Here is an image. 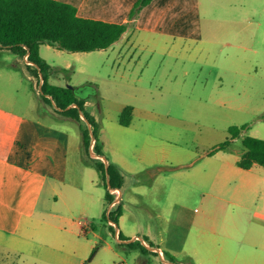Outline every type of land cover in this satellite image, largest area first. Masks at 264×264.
Here are the masks:
<instances>
[{
	"label": "rangeland",
	"instance_id": "374dc122",
	"mask_svg": "<svg viewBox=\"0 0 264 264\" xmlns=\"http://www.w3.org/2000/svg\"><path fill=\"white\" fill-rule=\"evenodd\" d=\"M193 3L198 4L195 11ZM187 4L189 25L196 21L190 29L200 27L195 41L171 43L173 38L141 32L127 53L121 41L92 51L40 45V55L49 64V82L71 86L78 99L90 100V106L85 102L84 111L92 113L99 125L108 162L114 163L111 159L118 157L124 162L127 182L130 176L149 179L145 169L156 165L152 163L162 146L169 149L166 165L177 167L198 157L196 167L216 173L208 162L216 168L240 157L242 137L264 139V0H187ZM35 68L26 56L0 50V106L61 125L81 147L75 158L86 166L79 125L89 129L87 122L81 115L79 122L65 118L52 100L43 99L42 78ZM127 105L133 112L126 126L120 118ZM231 126L241 131L234 140ZM227 139L231 140L230 150L221 149ZM90 150L94 151V142ZM88 166L79 163L74 167L76 181L89 193L86 197L101 199L96 209L75 205L69 211L63 207L69 236L59 252L67 264H88L93 247L106 242L120 255L126 254L108 234L110 223L102 218L107 215V190L95 167ZM234 186V182L226 185L221 197L230 199ZM130 196L126 187L125 203ZM259 197V193L251 195L249 203L262 205ZM225 200H209L208 205L211 203L215 212L245 211ZM195 207L200 209L197 204ZM202 210H207L206 200ZM80 219L89 222V227L80 224ZM234 219L239 226L244 222L242 214ZM142 220L146 223L148 219L144 215ZM132 221L129 217L126 224ZM127 260L135 264L132 256ZM96 264L123 263L110 249H102Z\"/></svg>",
	"mask_w": 264,
	"mask_h": 264
},
{
	"label": "crops",
	"instance_id": "0c3cea01",
	"mask_svg": "<svg viewBox=\"0 0 264 264\" xmlns=\"http://www.w3.org/2000/svg\"><path fill=\"white\" fill-rule=\"evenodd\" d=\"M59 1L71 3L83 17L127 22L126 30L111 45L121 41V46H127L125 53L141 32L173 38L171 43L195 41L200 36L199 26L190 29L196 21L189 25L187 0H151L133 19H129V12L136 0ZM198 4L193 3V11ZM85 102L91 105L90 100ZM79 150L71 133L61 125L0 106V264L68 263L59 252L69 236L63 207H69V211L75 205L96 209L101 199L86 197L89 193L76 181L74 167L79 163L90 167L75 158ZM168 152L162 146L152 163L156 165L145 169L149 179L130 176L128 182L124 162L119 157L111 159L123 174L122 214L117 228L113 232L109 227L108 234L117 239L121 232L132 241L140 237L148 252L119 246L126 252L123 256L106 242L88 264H96L102 249H110L123 264H129V256L135 264H160L165 252L177 258L190 256L194 264H264V166L241 168L237 165L240 157L216 164V168L208 162L209 168L216 169L214 173L212 169L196 167L198 157L177 167L168 166ZM232 182L235 188L231 198L225 200L221 192ZM126 187L131 194L127 203L123 199ZM257 193L262 205L249 203L250 196ZM216 199L245 209L240 213L244 216L241 226L234 221L238 212L211 209L208 201ZM204 200L206 211L202 210ZM110 205L107 210L113 208ZM129 217L133 221L127 225ZM81 220L80 224L88 228L90 223L86 225Z\"/></svg>",
	"mask_w": 264,
	"mask_h": 264
},
{
	"label": "trees",
	"instance_id": "16d2710c",
	"mask_svg": "<svg viewBox=\"0 0 264 264\" xmlns=\"http://www.w3.org/2000/svg\"><path fill=\"white\" fill-rule=\"evenodd\" d=\"M151 0H136L130 12L129 19L135 18L140 10L149 4ZM128 23H115L83 17L78 15L77 8L71 3L59 0H0V50L9 49L22 57L27 56V60L34 62L37 67L35 71L42 76L41 92L44 100L50 101L46 95H51L54 103L61 108L60 113L72 118L76 122L81 120L79 110L84 112L86 119L90 122L92 129L79 125L82 135V148L86 152L83 155V161L87 165L95 167L100 178L103 180L106 193L105 199L111 204L115 194L108 190L107 172L111 187L121 188L123 183V174L118 166L108 162L106 170L105 163L98 158H93L90 152L91 132L94 135V152L98 155H104L102 141L98 135L99 125L92 114L84 111V103L87 98L78 99L73 89L67 86L51 84L49 77V64L40 55V45L47 43L55 45L60 49L70 51H92L97 49H106L111 46L126 30ZM30 64H27L29 66ZM76 103L77 107L67 106ZM132 107L125 106L121 113L120 123L129 125L131 121ZM230 131H234L232 140L240 136L241 131L231 126ZM230 139L225 140L220 146L221 149L230 150ZM243 151L237 160V165L241 168L248 169L254 164L264 166V139L247 135L242 137ZM122 214L121 201L116 207L111 208L109 216L103 215L107 222L114 221L118 226V217ZM110 229L114 232V226L109 224ZM117 239H126L125 236L118 233ZM118 246L125 245L129 250L139 249L146 253L148 249L141 244L139 240L129 243L117 242ZM99 245L93 247L87 262L94 257ZM165 258L173 263L194 264L190 256H184L178 259L170 253H164ZM160 264H166L160 262Z\"/></svg>",
	"mask_w": 264,
	"mask_h": 264
},
{
	"label": "water",
	"instance_id": "95a60500",
	"mask_svg": "<svg viewBox=\"0 0 264 264\" xmlns=\"http://www.w3.org/2000/svg\"><path fill=\"white\" fill-rule=\"evenodd\" d=\"M28 62H30L31 64H33V65H35L36 67H37V65L34 63V62H31V61H29V60H27ZM41 78H42V76H41ZM68 88H71V86H67ZM40 89H41V87H40ZM47 97H49V98H51V100H52V97H51V95H46ZM52 102H53V100H52ZM54 103V102H53ZM55 104V103H54ZM76 107L77 106V104L76 103H74V104H72V105H69V106H67V108H70V107ZM55 108L57 109V110H61V108L60 107H58L56 104H55ZM80 111V115H81V117L87 122V124H88V127H89V129L91 130V124H90V122L86 119V117H85V114L81 111V110H79ZM91 134V144L94 142V135H93V133L91 132L90 133ZM90 154L91 155H94V156H97V157H99V158H101V160L105 163V167H106V170H107V167H108V159H107V157L105 156V155H98V154H96L94 151H92V150H90ZM107 174V186H108V189L110 190V192H112V193H114L115 194V198H114V200H113V202L111 203V205L110 206H112L113 204H115V203H118L119 201H120V196H121V191H120V189L119 188H116V189H114V188H112L111 187V183H110V181H109V174H108V172L106 173ZM109 209L107 210V216H109ZM109 223L110 224H113V226L114 227H116L117 228V225L115 224V222L114 221H112V220H110L109 221ZM136 239H139V240H141V238L140 237H137ZM119 242H131L132 240H127V239H123V240H119V239H117ZM149 248H152V247H149ZM162 262H164V263H166V264H179V263H173V262H170V261H168L167 259H165V258H162Z\"/></svg>",
	"mask_w": 264,
	"mask_h": 264
},
{
	"label": "built area",
	"instance_id": "2783aa9c",
	"mask_svg": "<svg viewBox=\"0 0 264 264\" xmlns=\"http://www.w3.org/2000/svg\"><path fill=\"white\" fill-rule=\"evenodd\" d=\"M26 58H27V56H26ZM81 222H82V223H85L84 220H81ZM87 224H89V223L86 222V225H87ZM117 236H118V235H117ZM160 254H161V256H163V254H162L161 252H160Z\"/></svg>",
	"mask_w": 264,
	"mask_h": 264
}]
</instances>
